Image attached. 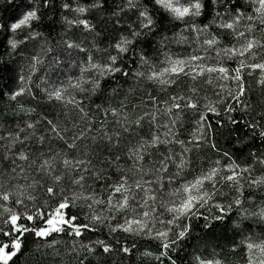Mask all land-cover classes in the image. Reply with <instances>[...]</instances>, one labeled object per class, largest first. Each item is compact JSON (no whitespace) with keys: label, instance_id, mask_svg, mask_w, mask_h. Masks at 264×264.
<instances>
[{"label":"snow or ice","instance_id":"1","mask_svg":"<svg viewBox=\"0 0 264 264\" xmlns=\"http://www.w3.org/2000/svg\"><path fill=\"white\" fill-rule=\"evenodd\" d=\"M5 76L0 264H264V0H0Z\"/></svg>","mask_w":264,"mask_h":264},{"label":"trees","instance_id":"2","mask_svg":"<svg viewBox=\"0 0 264 264\" xmlns=\"http://www.w3.org/2000/svg\"><path fill=\"white\" fill-rule=\"evenodd\" d=\"M7 15V13H4ZM246 83H251V79L248 78L247 76L245 77ZM10 84V80L5 76L3 79H0V85H7ZM259 98V92H255L252 94V100L257 101ZM4 110V103L0 102V111ZM236 115H239V113H236ZM221 116L223 117V112H221ZM193 118L192 113L187 114V119L191 120ZM226 119V117H223ZM213 119H215L213 117ZM182 132V137L186 139L188 134L191 132V128H186V129H181ZM218 147H220L223 150H231V142H226V136L225 138H221L218 143ZM206 157H211L215 158V153L212 152L211 150L205 149L201 154H197L196 152H193V160L195 162V170L199 171L201 167V161H205L206 164ZM226 162V161H225ZM200 223H203V221H200ZM216 237L218 238L217 240L213 241V243H219L220 246L224 249V255L227 256L231 261H237L240 256H242V252L237 251L235 254L231 253L229 251V247L233 240L238 241L239 237L236 236L234 237L231 232H225L222 233L220 229L218 228L216 230ZM147 246V242L142 243V247ZM62 247V245H61ZM154 247V245H153Z\"/></svg>","mask_w":264,"mask_h":264}]
</instances>
